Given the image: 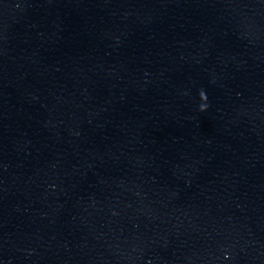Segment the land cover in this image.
I'll return each instance as SVG.
<instances>
[{
	"label": "clouds",
	"instance_id": "obj_1",
	"mask_svg": "<svg viewBox=\"0 0 264 264\" xmlns=\"http://www.w3.org/2000/svg\"><path fill=\"white\" fill-rule=\"evenodd\" d=\"M200 95H201V99H202V100H206V96H205V94H204L203 92H201ZM205 107H206L205 105H202V106H201V111L205 110Z\"/></svg>",
	"mask_w": 264,
	"mask_h": 264
}]
</instances>
